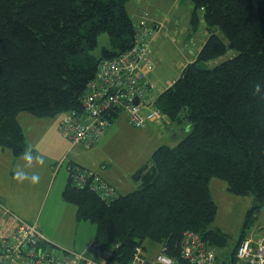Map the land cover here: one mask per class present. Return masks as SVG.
<instances>
[{
    "label": "trees",
    "instance_id": "obj_1",
    "mask_svg": "<svg viewBox=\"0 0 264 264\" xmlns=\"http://www.w3.org/2000/svg\"><path fill=\"white\" fill-rule=\"evenodd\" d=\"M128 1L0 0L1 147L20 155L27 146L20 111L44 117L81 107L98 62L132 44ZM190 1L192 29L202 19L207 38L168 87L148 92L170 123L182 125L183 137L151 152L132 173L138 186L129 192L116 189V197L104 200L67 180L61 193L79 220L96 224L94 240L101 251L111 249L110 263H126L146 239L177 258L190 229L216 249L217 262L231 264L252 211L230 252L222 253L227 237L213 225L210 179L224 181L232 194L253 195L256 207L264 203V99L252 92L255 81L264 82V0ZM101 32L110 46L97 55Z\"/></svg>",
    "mask_w": 264,
    "mask_h": 264
},
{
    "label": "built area",
    "instance_id": "obj_2",
    "mask_svg": "<svg viewBox=\"0 0 264 264\" xmlns=\"http://www.w3.org/2000/svg\"><path fill=\"white\" fill-rule=\"evenodd\" d=\"M147 11H142L134 22V36L130 47L111 57L102 58L97 64L96 75L87 84L79 109L64 112L58 129L71 145L89 148L97 143L111 124L113 112L121 110L135 127H145L163 118L149 91L155 87L148 80L152 68L150 60L151 39L155 33ZM135 100L137 102H135ZM66 157H63L64 161ZM63 161V162H64ZM68 180L74 187L89 188L100 198L116 197V188L105 181L96 171L77 163H66ZM0 218V264H115L107 260L111 249L101 251L99 243L92 240L86 251L54 244L37 227L8 209ZM244 236L235 249L231 264H264V233ZM161 245L159 251L148 256L138 245L124 264H217L215 248L207 244L196 232L183 231L178 242L179 257L166 253ZM103 254L104 260L98 259Z\"/></svg>",
    "mask_w": 264,
    "mask_h": 264
},
{
    "label": "rangeland",
    "instance_id": "obj_3",
    "mask_svg": "<svg viewBox=\"0 0 264 264\" xmlns=\"http://www.w3.org/2000/svg\"><path fill=\"white\" fill-rule=\"evenodd\" d=\"M163 1L169 2L172 0H130L126 3V9L131 15L133 21L137 19V17H135L132 13L134 8L145 9L148 12L149 17L152 16L151 22L154 18L160 20L159 26L161 27V30L158 33L155 32L151 39V55L153 65L148 71V79L153 85H155L157 93L168 87L171 82L178 77L181 70L183 69V64H187L193 60L195 54L198 52L207 38L206 33H204L206 32V25L202 19L199 21V23H197V28L195 30L192 29L187 13L188 3L186 1L188 0H178V3L172 7H170L167 3L163 4ZM188 38H190L191 43L186 41ZM109 46L108 34L106 32H101L97 37V44L93 49V53L99 55L101 54L103 47ZM223 58L225 57H220L218 60ZM212 65V62L207 63V66ZM18 113L16 117L25 128H27V126L33 127V124L30 122L29 118L35 119L39 117L41 119V117H43L33 115L26 111H20ZM61 115L62 113H57L53 117L47 118V120L54 121L56 124ZM162 118L163 119L161 121L159 120V122H154L146 127L140 128L131 124L127 120L126 113L121 112L118 116L112 119V122L109 125V132H106L107 136L105 139L102 136L97 143L93 144L91 148H89V151L91 150L93 152L95 147H98V149H95L93 152L96 155L95 160L97 162V158H99L108 163L109 168L111 167V169H117V172H119V169L122 170V173L119 172V174L120 177L123 176V186L131 185V189H127L122 192L133 190L138 186V183H136L129 175V172H131V163L135 155H142L144 148H146L150 141L155 139L156 134L158 135L159 133V136L166 138L168 140L166 144H173L170 140V125L172 128H174V130L179 129L182 125L170 123V121L164 115ZM143 129L148 130V132H142ZM57 131L58 135H60V137H62V139H64L69 146H72L71 142L61 134L59 129ZM159 140L160 142L162 141L160 138ZM56 141L57 140L54 138L53 144L54 147L56 146L58 148V142ZM158 144L156 146H158ZM87 151V149L85 150L82 148L81 155L87 154ZM40 153L43 154L44 152L40 151ZM63 155L56 159L53 165L55 170L53 169L54 172H50V176H48L46 180L47 190L53 184L52 181L55 179L54 177L57 175V173L58 175L61 174L62 177L65 176L64 172L67 158L64 161L63 157H66L67 155ZM59 167L61 168L58 171L57 169H59ZM58 182L59 179L56 178L53 184V193L50 198L52 204L55 192L57 191V202L53 203L52 205L54 210L57 212L62 210L60 207L61 203L58 200ZM210 191L212 199L217 205V212L213 221V225L218 227L223 233H225L227 237V244L221 250L222 253L224 252L228 254L233 247V243L239 238L242 227L247 218L246 214L249 210L252 211V214L249 221L250 226L248 227L245 236H249L251 234H253L252 236H258V234L264 233V203L259 205V207H256L257 202L255 201L253 195L242 196L228 192L224 181L216 177H212L210 179ZM62 205H66L67 207H75L72 206L74 205L72 203H62ZM87 225H89V230L86 228L84 230L85 234L89 231L94 236L96 224L88 221ZM64 228H66L68 231L71 230L67 225L64 226ZM50 240L54 244H59L52 239ZM142 245L145 247V251L147 252L148 256L155 255L160 249L159 242L149 239L144 240ZM75 250L78 249L75 248ZM88 254L92 256V253ZM234 254L231 256L230 262L233 260ZM103 256V254H99L98 259L103 261ZM220 259L221 258H218L217 264H220Z\"/></svg>",
    "mask_w": 264,
    "mask_h": 264
},
{
    "label": "crops",
    "instance_id": "obj_4",
    "mask_svg": "<svg viewBox=\"0 0 264 264\" xmlns=\"http://www.w3.org/2000/svg\"><path fill=\"white\" fill-rule=\"evenodd\" d=\"M186 2L188 3L187 13L190 19L192 3L190 0ZM164 3H167L170 7H172L178 3V0H172L169 2L163 1V4ZM142 11H146V10L143 8H139V9L134 8L132 13L138 19ZM137 19L134 20L133 22L137 21ZM152 22L154 29L156 30L155 32L158 33L161 30V27L159 26L160 20L154 18ZM205 31L206 32L204 33H206V37H207V30L205 29ZM186 41H188V43H191L190 38L186 39ZM151 60H152V55H151ZM49 117H53V116H44L41 117V119L39 117L35 119L29 118L30 122L33 124V127L27 126V128H25L23 124L16 117L17 121L19 122L22 128L26 145L27 146L31 145L34 153L41 154L40 151L44 152L43 154H41L44 156L45 159V163L43 165L34 163L32 168L26 169L29 172L31 171L39 172L40 181L38 183L33 184L27 180L25 181L17 180L14 177L13 173L17 169V167H23L25 165V161L22 158V154L14 155L8 148L0 146V218L4 223H8L9 221H11L10 217L2 215V208L8 209L12 214L16 215L22 220L29 223H35L39 228V230L47 238L52 239L53 241L59 243V245L68 248H74V249L76 248L80 251L82 250L90 253L88 246L91 243V241L94 240L95 233L94 236L89 231L85 234L84 230L86 228H88L89 230V225H87V222L89 220H84V219L79 220L76 217V207H67L66 205H62V203L71 204L70 202L65 201L61 195L62 190L68 180L66 163H65V172H64L65 176L62 177L61 174L58 175L57 173V175H55L54 177L55 179L56 178L59 179L58 188H57L59 191L58 200L61 203L60 207L62 208V210L57 212L52 207L53 203L57 202L56 200L57 191L55 192V196L52 204L50 200L51 195L53 193V188H54L53 184L55 179H53L52 181L53 184L48 188V190H47L46 180L48 176H50V172L51 171L54 172L55 170L53 165L56 159L62 156L63 154L67 155V158L70 159L71 161H74L75 163L83 167L96 171L99 175H101V177L105 181L113 185L117 189L118 193H126L131 191L129 190L126 192H122L127 189H131L130 188L131 185L123 186V176L120 177L119 174V172L122 173L121 169H119V172H117V169H113V168L111 169V167L109 168L108 163L104 162L103 160L97 158L99 163L95 160L96 155L93 152L95 151V149H98V147H95L94 151L92 152L91 150L89 151V148L91 147L84 148L80 145L69 146L68 143L64 139H62V137H60V135H58L57 133L59 120L55 124L54 121L47 120V118ZM152 123H149L148 125ZM109 128L110 126L107 129L108 131L106 130L107 133L109 132ZM106 132L103 135L104 139L107 136ZM142 132L147 133L148 130L143 129ZM170 132H171L170 140L172 141L173 144L176 143L184 135L183 131H181L180 128L174 130V128L170 127ZM159 135H160L159 133L158 135L156 134L155 139H153L147 144L146 148H144L142 152V155L140 154L141 156H139L138 154L134 156L130 168L131 172H129L131 178H132V173L144 162H146L151 152L157 147L156 145L158 143H159L158 145H161V144H166L168 142L166 138L161 137ZM54 138L57 140L56 142H58L57 144L58 148L56 146L54 147L53 144ZM159 138L162 139L161 142ZM82 148L85 150L87 149L88 153L81 155ZM60 168L61 167H59V169L57 170L59 171ZM209 187H210V183H209ZM66 225L68 226V228L71 229L70 231L64 228V226ZM141 246L145 249L143 245Z\"/></svg>",
    "mask_w": 264,
    "mask_h": 264
},
{
    "label": "clouds",
    "instance_id": "obj_5",
    "mask_svg": "<svg viewBox=\"0 0 264 264\" xmlns=\"http://www.w3.org/2000/svg\"><path fill=\"white\" fill-rule=\"evenodd\" d=\"M252 92L254 95L264 99V82L255 81L252 85ZM22 158L25 161L23 167H17L14 171V177L19 181H29L30 183H38L40 181V174L37 171H27L26 169L32 168L34 163L43 165L45 163L44 156L39 153H34L31 145L25 147Z\"/></svg>",
    "mask_w": 264,
    "mask_h": 264
},
{
    "label": "water",
    "instance_id": "obj_6",
    "mask_svg": "<svg viewBox=\"0 0 264 264\" xmlns=\"http://www.w3.org/2000/svg\"><path fill=\"white\" fill-rule=\"evenodd\" d=\"M135 102H137V101L135 100ZM220 264H227L226 259H222L221 262H220Z\"/></svg>",
    "mask_w": 264,
    "mask_h": 264
}]
</instances>
